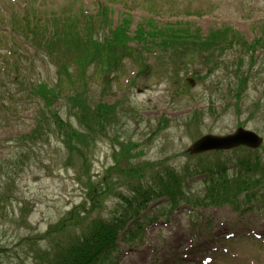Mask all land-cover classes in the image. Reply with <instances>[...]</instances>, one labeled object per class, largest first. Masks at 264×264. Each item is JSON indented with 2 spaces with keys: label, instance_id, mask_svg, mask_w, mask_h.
I'll return each instance as SVG.
<instances>
[{
  "label": "rangeland",
  "instance_id": "374dc122",
  "mask_svg": "<svg viewBox=\"0 0 264 264\" xmlns=\"http://www.w3.org/2000/svg\"><path fill=\"white\" fill-rule=\"evenodd\" d=\"M24 1L26 4H23ZM93 1L15 0V2H11L10 0H0V7L10 9L11 6L12 9V3L17 5L13 26L19 31L23 27V25L19 26V14L22 13L23 6L29 9L27 13L33 11L28 14V17L32 18L28 24L31 28L38 17L39 22L43 21L44 13L51 16L57 14L61 20L58 27H61L63 18L59 14H74L82 9L81 5L83 4V10L92 11L91 2ZM125 6L127 8L122 6L113 8V14L111 13L110 17L113 25L118 22L119 14L126 12L133 20L132 28L144 18L151 16L160 24L187 22L195 33L200 30L206 34L223 25L230 26L238 30L242 39L251 42L259 36L258 28L264 24V0H127ZM148 9L149 12H147ZM154 12L157 14L155 15ZM17 34L19 33H12V35ZM106 36L105 33H102L101 39ZM12 41L6 40L5 44H0L1 57H7V52L10 50L9 61L12 59L23 78L33 82H54L55 66L50 58L37 57L34 59V52L38 46L35 47L33 42L28 39L17 40L13 37ZM133 44L135 43H128V45ZM14 47H18L20 50ZM64 48L61 47V51L57 55H60ZM181 48L179 51L184 54L186 48ZM39 55H44L42 48L39 49ZM144 57L150 63L155 60L151 54L146 53ZM235 57L236 55L233 56V60ZM38 58L39 60H37ZM247 59L244 58L245 67L248 65ZM252 61L257 64L254 69L260 76L255 84L258 87L254 89L255 86L252 85L247 90L246 99H243V104L239 109V117H236L233 108L222 112L219 110L226 102L230 103V96L227 95V89L223 86L221 97L219 96L218 100H215L216 97L207 91L206 84L208 85V82L200 85L195 84L194 88L183 94L178 101L172 102H169L172 97V88L165 81L156 85L144 82L143 86L138 82L136 84L138 87L131 88L130 91L123 87L120 88V86L115 87L114 95L112 93L107 95L104 102L112 105L127 96L138 113V116L127 115L126 126L118 133L120 135L118 142L123 144L131 142L132 146H136L132 148L131 153L142 154L137 158L134 157L133 167L139 165L137 168L147 171L145 176H148V169L155 168L158 163L176 169H180L188 162L195 163L196 160L190 159L189 154L186 155L187 149L192 143L205 134L232 132L236 124H243L245 119L249 118V114L253 110L250 105L253 103H259L260 110L254 113L253 118L246 120V127L263 137L262 146H264V83L262 84L261 80V76L264 75V53L257 51L253 54ZM258 61L260 65H258ZM199 62L200 60L196 58L187 68L190 73L194 74L199 71L203 76L207 71L199 66ZM134 72H136L134 67L129 66V74L134 75ZM253 74L252 72V77ZM210 79L214 80L212 77ZM210 79L208 81H211ZM28 86L29 83L26 81L25 87ZM14 88L19 89L16 86ZM90 88L94 94L101 91L99 86L91 85ZM209 105H213L215 109L219 108L215 111L218 115L216 120L210 118L209 111H203ZM12 110L10 109L8 114L9 120L0 123V160L5 161L10 155L14 163L12 171H7L4 167V174H0V192L4 195L0 200V264H47L45 258L48 261L53 259L58 248L68 244L81 227L71 226L68 223L61 232L43 240H39V238L45 235L49 227L56 226L62 221L70 213L69 211L77 212V209H82L84 214L88 213L91 202L87 198L88 189L84 186L85 179L91 177L96 190L100 189L96 182L100 179L105 168L112 164L110 154L111 148L115 146V143L111 144V140L114 141V136L113 133H110L103 143H99L85 163H80L75 158L66 163V151L62 145H59V142H55L51 138L47 142L39 144L36 150L33 147L22 159L21 155L17 154L12 140L28 134L34 127L31 116L32 109L26 107L19 108L17 111ZM196 111H202V113L199 112L201 116L199 121L194 120L197 129L192 128L188 134L189 130L185 123L192 118ZM162 117L170 121L169 126L160 132H155L150 138L148 133L159 127L157 123ZM34 150L35 153L32 154ZM257 177L259 178L258 175ZM189 184L192 186V193L203 190V184L198 180H192ZM250 184L252 185V180ZM114 189L117 195L128 194V191L117 185ZM253 190L257 193L255 205H264L262 201L264 185L260 183ZM85 199L87 202L84 203ZM103 199L101 209L93 210L90 213L92 219L108 220L118 214V199L111 194L104 196ZM257 209L256 212L244 214L234 213L229 207L211 208L207 211L199 210L198 213L203 217V220L196 224L195 234L197 236L192 244L190 232L195 220L189 221L185 214L186 211L182 210L170 218L168 226L151 227L144 236L143 246L135 242L131 251H127L121 246L120 250L124 251L121 253H125V257L120 264H264V248L253 239L251 241L247 238L256 235L262 238L260 241L264 242V208ZM72 214L75 213L72 212ZM206 217L213 221L210 228H206ZM83 218L88 217L84 216ZM88 220L90 221V219ZM211 234L212 236H208ZM222 236H232V239L227 242L214 240ZM225 253L226 255H223Z\"/></svg>",
  "mask_w": 264,
  "mask_h": 264
},
{
  "label": "trees",
  "instance_id": "16d2710c",
  "mask_svg": "<svg viewBox=\"0 0 264 264\" xmlns=\"http://www.w3.org/2000/svg\"><path fill=\"white\" fill-rule=\"evenodd\" d=\"M108 16V9L100 3L95 14L88 15L81 11L79 14H74L73 18L65 17L61 27H58L61 20L55 17L44 23L38 22L32 28L28 26L25 33L24 27L21 28L22 31H17L25 36L28 35L29 41H32L35 47L41 45L45 48V55L50 58L56 68L57 79L54 85L49 86L31 81L26 88L21 82L22 78L17 77L19 75L14 65L13 73L17 77H15V81L21 85V88L20 90L13 88L10 90L8 87L3 91L1 88L4 89L6 87L4 83L9 82L10 72H0V123L9 120L10 109L17 111L19 108L32 107L31 116L34 127L28 134L13 140L15 150L22 159L33 147L36 150L39 144L47 142L51 138L63 146L67 155L66 163L74 158L80 163H85L90 156V147L97 140L113 133V140L120 150L118 155L114 156L115 165L107 169L104 178L100 179V189L96 190L90 177H87L84 182V186L88 189L87 198L91 202L88 213H83L88 219H90V213L93 210H98L102 206L104 196L111 194L109 190L113 188L117 182L113 183V181L117 178L127 184L131 192L137 194L139 199H142L139 207L161 198H167L171 205H175L182 197L183 181L173 169L162 167L158 163V169L154 167L148 169L149 175L145 176L147 171L137 168L139 165L131 166L130 161L135 156L138 157L140 153L130 154L132 148L136 147L132 146L131 142L118 143L120 137L118 133L125 125L121 120L130 110L123 107L122 101L108 105L101 99L107 94L104 88L110 89L111 79L119 84L124 77H128L129 66L134 67V65L136 66L134 68L137 69L134 78L142 76L146 79L150 72L153 76H162L154 74L155 67L151 68L144 62L143 51L156 52L155 62L158 70L161 71L159 73H163L165 70H171L177 62L184 61L183 53L179 50L186 43L203 41L204 43L200 44L208 48L218 39L226 41L227 38L229 40L237 39L238 36L236 32L228 31L225 28L219 32H210L205 38L198 35L193 37L187 26H180V24L158 26L152 20H144L138 23L133 31H130L131 19L123 17L113 28ZM23 20L29 23L26 16ZM10 24L13 26L14 19ZM102 32L107 36L97 40L95 36ZM262 35L264 36V29ZM10 36L11 34H9V38ZM4 39L5 37L1 36V40ZM130 42H134V46L128 45ZM61 47L65 48L60 55H57L61 51ZM0 59H2L0 69H7L9 60L6 57H0ZM131 82L134 80L132 79ZM93 84L101 87V93L97 99L90 90ZM24 100L32 102H24ZM59 102L62 104L57 105ZM55 104L57 108H55ZM120 124L123 125L122 128ZM35 150L32 154L35 153ZM240 164H242L240 167L248 166V161H242ZM4 167L7 171H12L14 163L10 155L5 161L0 160V174H4ZM254 167L257 169L255 171L264 176V163L256 159L252 162V168ZM195 169H191L192 174H197ZM185 170L183 177H191L189 168L186 167ZM203 172L204 170H202ZM213 174L214 176L210 179L212 181L210 187H212L211 193L215 197H211L209 204L236 203L232 197L221 200V196L223 194L225 197L226 191L232 187L233 195L239 193L241 187L246 184V180L240 175L235 178L234 182L228 179V181L224 180L225 176L220 173V170ZM214 178H218L217 181H214ZM3 196L0 192V200ZM85 202H87L86 199ZM72 212L75 214L73 215ZM72 212L67 214L56 226L49 227L39 240L61 232L69 223L71 226L81 227L78 229L79 235L82 236L81 242L77 246H61L53 259L48 261L45 258L47 264H103L107 262L117 249V226L122 222L113 221L103 224L100 220L89 221L87 218H83L82 209ZM135 227L138 230L141 229L138 224ZM135 234L130 229L127 233L129 238H133ZM51 261L52 263H50Z\"/></svg>",
  "mask_w": 264,
  "mask_h": 264
},
{
  "label": "water",
  "instance_id": "95a60500",
  "mask_svg": "<svg viewBox=\"0 0 264 264\" xmlns=\"http://www.w3.org/2000/svg\"><path fill=\"white\" fill-rule=\"evenodd\" d=\"M259 143L260 140L252 133L239 130L233 136L222 140L215 138H205L202 141L196 143L192 147L191 152L198 153L214 148L216 149L229 148L230 146H236L239 144L248 145L251 147H257Z\"/></svg>",
  "mask_w": 264,
  "mask_h": 264
}]
</instances>
